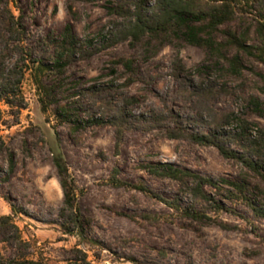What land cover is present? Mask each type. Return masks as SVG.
<instances>
[{
  "label": "rangeland",
  "instance_id": "obj_1",
  "mask_svg": "<svg viewBox=\"0 0 264 264\" xmlns=\"http://www.w3.org/2000/svg\"><path fill=\"white\" fill-rule=\"evenodd\" d=\"M110 1L14 0L36 38L58 37L71 23L81 41L96 46L105 44L114 20H123L112 13ZM242 4L245 10L222 25L209 45H194L176 35H154L119 42L76 61L52 75L49 82L56 97L47 111L42 110L31 72L26 73L22 86L26 107L16 113V108L0 102V136L9 147L0 155V216L10 215L29 245L15 250L0 242L4 264H140L144 255H155L161 248L167 252L166 264H264V217L245 204L220 196L227 208L210 210L209 215L237 226L223 229L212 220L184 217L138 187L144 184L183 202L190 198L176 181L153 177L140 165L157 162L218 178L248 179L254 185L253 199L263 205L264 181L238 160L225 158L217 147L172 138L164 128L129 130L117 149L113 129L92 123L81 95L83 88L107 86L116 98H136L130 107L133 114L173 109L194 128L190 120L196 112L183 102L181 81L174 75L175 62L181 60V76L192 88L210 80L231 91L217 102L218 108L235 112L226 129L238 130L241 120L247 119L257 133L264 128V113L252 99L264 100V66L230 40L235 34L246 37L248 44L256 42L255 18L264 14V0ZM124 57L134 59L132 72L120 62ZM234 57L239 59L238 68L232 65ZM57 153L78 183L85 235L96 243L65 230L68 220L60 215L64 190L54 163ZM115 167L122 185L110 183Z\"/></svg>",
  "mask_w": 264,
  "mask_h": 264
},
{
  "label": "trees",
  "instance_id": "obj_2",
  "mask_svg": "<svg viewBox=\"0 0 264 264\" xmlns=\"http://www.w3.org/2000/svg\"><path fill=\"white\" fill-rule=\"evenodd\" d=\"M242 3L243 0H153L152 3L149 0H112L110 10L123 20H114L105 44L96 46L81 41L71 23L65 26L58 37L36 38L26 22L23 8L14 0H0V102L16 108V113L26 107L22 86L26 73L30 71L41 94L42 110L47 111L56 97L54 87L49 82L53 74H60L76 61L88 59L119 42L141 41L154 35H176L194 45H209L214 42V36L222 25L235 20L245 10ZM255 19L257 38L254 44L246 43V37L238 38L235 34L231 35L230 41L264 66V14L259 12ZM120 62L127 70H134L133 58L124 57ZM231 62L236 68L240 65L238 57L232 58ZM182 70L181 60L176 61L174 75L181 81L180 95L183 102L196 112L190 120L194 128L185 124L186 119L173 109L152 108L147 114H133L130 107L136 98L128 95L116 98L107 86L94 85L81 90V95L87 100V116L93 118L92 123L113 129L117 149L129 130L149 132L164 128L172 138L217 147L225 158L238 160L264 181V128L253 133L251 122L242 119L238 130L226 129L225 126L233 122L235 112L218 108L217 102L222 94L231 93L229 88L226 84L219 85L210 80H201L192 88L188 80L181 76ZM252 103L264 113V100L254 98ZM232 144L239 148L232 147ZM8 150L7 143L0 136V155ZM10 162L13 167L12 156ZM54 163L64 190V205L60 208V215L68 220L65 230L77 233L90 243H96L94 238L85 235V221L77 203L78 183L70 174L61 153L55 155ZM140 165L153 177L176 181L179 189L188 193L190 198L183 202L178 196L169 198L151 191L144 184L138 185L140 190L155 194L184 217L212 220L223 229H236V225L209 215L210 210L227 208L220 198L224 195L232 201L245 204L255 215L264 217V205L257 204L253 199L254 185L248 179L218 178L167 162ZM118 172L119 168L115 167L110 178L113 185L125 183L118 178ZM0 242H5L15 250L25 249L29 245L23 240L19 226L10 215L0 216ZM166 256V249L161 248L155 255H144L139 263L166 264ZM0 264H4L1 251Z\"/></svg>",
  "mask_w": 264,
  "mask_h": 264
}]
</instances>
